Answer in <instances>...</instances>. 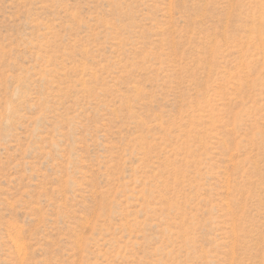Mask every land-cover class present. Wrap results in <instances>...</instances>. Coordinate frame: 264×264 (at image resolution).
<instances>
[{"label": "rangeland", "instance_id": "374dc122", "mask_svg": "<svg viewBox=\"0 0 264 264\" xmlns=\"http://www.w3.org/2000/svg\"><path fill=\"white\" fill-rule=\"evenodd\" d=\"M0 264H264V0H0Z\"/></svg>", "mask_w": 264, "mask_h": 264}]
</instances>
